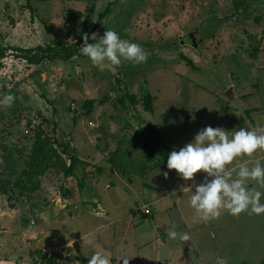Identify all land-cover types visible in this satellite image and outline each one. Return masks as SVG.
Wrapping results in <instances>:
<instances>
[{"label": "rangeland", "instance_id": "374dc122", "mask_svg": "<svg viewBox=\"0 0 264 264\" xmlns=\"http://www.w3.org/2000/svg\"><path fill=\"white\" fill-rule=\"evenodd\" d=\"M252 1L237 11L233 0H29L31 9L25 0H0V47H33L54 37L74 43L85 14L92 8V28L109 6L89 40L91 33L100 37L114 30L148 53L146 63L125 61L113 67L105 62L103 70L81 51L67 62L39 65H28L11 50L1 59L0 100L8 94L15 100L11 107L0 104V264H16L19 256L32 264L30 244L22 238L32 234L38 237L32 242L36 247L49 250L75 237L78 264H87L96 251L112 257L110 264H123L120 257H127L129 264H216L226 254L231 259L226 258L227 264L261 261L264 214L222 213L219 219L201 220L190 197L207 174L196 173L193 184L167 169V163H147L135 134L142 118L156 124L162 142L178 151L207 126L227 131L264 126V0ZM189 33L195 35V46ZM182 55L197 69L186 65ZM229 88L235 96L231 100L225 95ZM145 90L152 95V112L141 103ZM126 93L135 95V105L127 99L124 105L118 102ZM104 96L105 102L96 103L87 116L84 100L98 102ZM258 107L247 115L248 109ZM37 125L88 162L86 175L79 171L77 177L66 178L48 169L37 177L33 191L14 186ZM256 160L264 164V151L237 158L229 170L242 162L251 167ZM81 180L91 186L88 195L78 190ZM144 206L151 210L147 216L141 212ZM85 224L110 226L88 237ZM173 230L188 233L191 240L170 239ZM44 237L50 241H42ZM181 257L187 261L182 263Z\"/></svg>", "mask_w": 264, "mask_h": 264}, {"label": "clouds", "instance_id": "9594fccd", "mask_svg": "<svg viewBox=\"0 0 264 264\" xmlns=\"http://www.w3.org/2000/svg\"><path fill=\"white\" fill-rule=\"evenodd\" d=\"M56 25L61 27L62 23ZM91 39L95 42L89 43V36H84L81 52L101 70L105 62L113 67L125 61L133 64L147 62L148 53L141 45L122 39L114 30L107 29L100 37L95 32L91 33ZM14 100L15 97L8 94L0 100V104L11 107ZM258 150L264 151V126L258 125L251 130L240 128L238 131L207 126L195 135L193 141L178 151L170 152L167 169H175L185 181L192 180L193 184L196 173L202 171L207 174L202 183L195 185L190 197V206L205 222L219 219L224 210L232 216L244 212L261 215L264 214V203L261 202L264 197V191H261L264 189V164L256 160L250 167L247 162H242L237 170H229V165L237 158L251 157ZM163 175L167 178L168 173L164 172ZM168 236L184 243L191 240L186 232L173 230L168 232ZM111 258L96 251L87 264H110ZM121 258L123 264H129L127 257H120L119 260ZM216 264H227V259L217 257Z\"/></svg>", "mask_w": 264, "mask_h": 264}, {"label": "trees", "instance_id": "16d2710c", "mask_svg": "<svg viewBox=\"0 0 264 264\" xmlns=\"http://www.w3.org/2000/svg\"><path fill=\"white\" fill-rule=\"evenodd\" d=\"M28 7L29 0H25ZM38 2H48L51 0H36ZM252 0H233V7L235 10L246 9L251 4ZM92 9V8H91ZM85 14L82 26L79 32V40L74 43H67L59 38H52L44 44H38L33 47H17V46H5L0 47V68L2 67L1 59L7 54V51L11 50L14 52V57L24 60L28 65H39L43 61H63L67 62L71 60L74 56L80 54L82 47L83 35H88L90 31L94 28L96 29L100 24L101 20L109 13V6L103 12L98 14L97 20L90 28V23L92 22L91 11ZM257 22H260V18H256ZM260 40L264 43V29L261 31ZM89 43L92 40H88ZM257 48H255V52ZM186 65L192 69H197L193 61L186 56H181ZM127 99L132 105L137 103L136 97L133 94H124V96H119L118 102L124 105V101ZM106 100L104 96L98 102L93 98L84 100L82 108L87 116H89L97 103L102 105ZM141 103L143 109L146 112H152V95L148 91H143ZM258 110V108H251L246 111L249 116L251 112ZM135 134L141 142L143 152L145 154V160L147 163L158 161L160 164L165 165L167 163L168 155L171 150L162 142L159 130L156 124L146 123L142 118H139V125L135 130ZM60 149V151H59ZM116 152V147L113 150ZM86 167H88V162L79 159L76 155L69 152L68 146L56 142L51 136L43 129L41 125H37L34 128V139L31 145L30 153L25 166L20 170V176L16 179L14 186L18 187L22 191H33L37 188L38 179L37 177L43 175L48 169L55 170L57 173H61L64 177H77L79 171L81 175H86ZM79 168L81 170H79ZM152 169V166H149ZM78 172V174H77ZM83 189L82 180L78 184V190ZM2 194H6L2 191ZM65 195H68L67 191H64ZM30 254L34 257L35 255L42 256L45 264H58V260L62 257V252L57 250L56 252H42L37 249H32ZM72 258V257H71ZM33 259V258H32ZM69 259V258H68ZM67 259V260H68ZM253 264H264V258Z\"/></svg>", "mask_w": 264, "mask_h": 264}, {"label": "crops", "instance_id": "0c3cea01", "mask_svg": "<svg viewBox=\"0 0 264 264\" xmlns=\"http://www.w3.org/2000/svg\"><path fill=\"white\" fill-rule=\"evenodd\" d=\"M235 97V96H234ZM233 97V98H234ZM258 109H259V107H258ZM114 148H112L111 149V151L113 150ZM87 168V167H86ZM67 178H73V177H67ZM86 182L87 181H85V183L83 184V189L81 190V191H79V192H81V195H88V191L91 189V186L88 184L86 187H85V185H86ZM88 189V190H87ZM0 201H1V199H0ZM63 203H67L68 205H71L70 203V199H64L63 198ZM148 206V205H147ZM62 207H64V205L62 206ZM74 208V207H73ZM58 209V211H59V209H61V208H57ZM151 211V210H150ZM90 212H87V214H89ZM151 213V212H150ZM224 213H228L227 211H225V212H223V214ZM87 214H85V215H87ZM69 216L70 217H72V212H70L69 213ZM81 217V216H80ZM87 217H88V215L86 216V217H83V220L84 221H86L87 220ZM54 218V217H53ZM53 218H50V219H52V220H54ZM33 221V220H32ZM34 222V221H33ZM30 224V223H29ZM104 224H102V225H98V224H95V225H90V224H85V229H84V234H87L88 235V237H90L92 234H94V232L95 231H97V229L98 230H103V229H106V228H108V226H110V225H107L106 227L105 226H103ZM104 227V228H103ZM203 229V231L205 230V228H202ZM111 234H112V236L114 237L115 236V234H116V232H115V226L114 225H112L111 226ZM200 231V228L197 230V232H199ZM97 232H95V234H96ZM213 234V233H212ZM212 234H211V236H212ZM22 238H25V240L27 241V244H30V248H29V256H30V258H31V254H30V252H31V250L32 249H37V250H40V251H42V252H47V251H50V250H58V249H60V251L63 253V252H66V253H68V255H69V258L71 259V260H64L63 261V259H65V257L66 256H68V255H63L62 254V257L58 260V262H60V263H63V262H65V264H78V262H79V256H77L75 253H74V248H73V245H75L76 243H77V241H76V238L75 237H71L70 238V240H68L66 243H64V244H61V245H56L53 249H45V248H40V247H36V245H34L32 242L33 241H38V237H37V234H32L31 235V237H27V236H22ZM212 239H215L214 237H212ZM50 241V239L48 238V237H44L43 238V240L42 241H45V242H47V241ZM30 242V243H29ZM23 244H24V242H23ZM53 246V245H52ZM15 250V249H14ZM70 255H73V256H75V257H78L77 259H75V260H73L72 258H73V256H72V258H71V256ZM230 255H231V253H230ZM226 258H228V260H231V259H229V256H228V254H226V256H225ZM264 258V257H263ZM262 258V259H263ZM261 259V260H262ZM19 260V264H29V262H28V260L27 259H21L20 258V256H19V258L17 259L16 258V260H15V263L16 264H18L16 261H18ZM72 260H73V262H72ZM187 261V259L185 260V258H183V257H181V262L182 263H185ZM237 262H240V264L241 263H243V260H238ZM257 263V262H256ZM246 264H253V263H246Z\"/></svg>", "mask_w": 264, "mask_h": 264}, {"label": "built area", "instance_id": "2783aa9c", "mask_svg": "<svg viewBox=\"0 0 264 264\" xmlns=\"http://www.w3.org/2000/svg\"><path fill=\"white\" fill-rule=\"evenodd\" d=\"M90 125L93 127V123H90ZM142 215L147 216L148 214H150V209L147 208V206H144L143 209L141 210ZM30 224H34V222L31 220ZM32 264H45V261L43 260L41 254L40 255H35L33 257V261Z\"/></svg>", "mask_w": 264, "mask_h": 264}, {"label": "water", "instance_id": "95a60500", "mask_svg": "<svg viewBox=\"0 0 264 264\" xmlns=\"http://www.w3.org/2000/svg\"><path fill=\"white\" fill-rule=\"evenodd\" d=\"M197 32V30L195 31V33ZM189 37H190V43H191V45H193V46H195L196 44H195V42H194V33H189V35H188ZM225 95L227 96V98L229 99V100H231V99H233V93H232V89L231 88H229L226 92H225Z\"/></svg>", "mask_w": 264, "mask_h": 264}]
</instances>
